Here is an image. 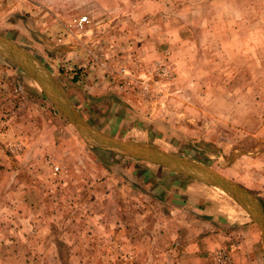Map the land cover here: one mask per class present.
<instances>
[{"label":"rangeland","instance_id":"1","mask_svg":"<svg viewBox=\"0 0 264 264\" xmlns=\"http://www.w3.org/2000/svg\"><path fill=\"white\" fill-rule=\"evenodd\" d=\"M0 38L57 88L0 43V264H264L228 192L89 142L56 104L210 168L264 218V0H0Z\"/></svg>","mask_w":264,"mask_h":264},{"label":"water","instance_id":"2","mask_svg":"<svg viewBox=\"0 0 264 264\" xmlns=\"http://www.w3.org/2000/svg\"><path fill=\"white\" fill-rule=\"evenodd\" d=\"M0 43L11 56L17 58V62L40 85L45 93L48 94L51 89H57L56 85L51 80H46L35 71L30 57L17 45L10 43L3 38H0ZM56 98V104L61 112L89 142L95 143L97 146L107 150L117 151L133 158L146 160L171 168L179 173L199 179L209 185L222 188L224 191L228 192L256 221L262 232V239L264 242V218L262 212L254 197L239 185L226 179L206 166H202L185 158L172 155L153 146L136 142L115 140L107 137L106 135L95 132L75 112L64 96L57 93Z\"/></svg>","mask_w":264,"mask_h":264}]
</instances>
